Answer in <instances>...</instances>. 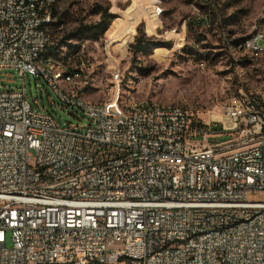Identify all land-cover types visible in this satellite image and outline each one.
Listing matches in <instances>:
<instances>
[{"label":"built area","instance_id":"1","mask_svg":"<svg viewBox=\"0 0 264 264\" xmlns=\"http://www.w3.org/2000/svg\"><path fill=\"white\" fill-rule=\"evenodd\" d=\"M32 3L47 14H33ZM55 5L0 0V69L23 77L22 87L0 90V264H264V96L243 93L206 121L148 102L126 111L118 96L84 105L81 86L61 96L55 73L32 63L42 53L55 65L44 26ZM140 6L156 17L155 0ZM113 39L102 45L108 56ZM242 46L264 58V29L255 25ZM30 73L73 116L80 110L82 125L34 106ZM221 134L229 137L210 142Z\"/></svg>","mask_w":264,"mask_h":264},{"label":"rangeland","instance_id":"2","mask_svg":"<svg viewBox=\"0 0 264 264\" xmlns=\"http://www.w3.org/2000/svg\"><path fill=\"white\" fill-rule=\"evenodd\" d=\"M147 1L56 0L50 32L52 40L60 43L81 25L97 23L104 8L114 15L97 44L89 40L83 47L84 38H73L71 53L63 47L59 56H66L63 62L70 69L82 67L83 73L75 77V86H81L79 95L110 103L118 96V108L140 100L177 105L192 119L205 121L217 117L224 102L243 93L264 96V63L249 58L240 48L255 25L256 29L264 26V0H208L214 6H208L207 0H155L152 21L140 6ZM133 34L134 40L129 41ZM141 34L157 43L152 53L133 52L132 44ZM106 38H115L107 44L109 56L102 50ZM116 64L120 65L119 82ZM22 83L23 77L14 68L0 69V90H15ZM25 86L29 101L35 106L38 99L57 122H84L80 110L73 116L71 108L61 107L42 77L28 74ZM228 137L221 134L209 140Z\"/></svg>","mask_w":264,"mask_h":264},{"label":"bare ground","instance_id":"3","mask_svg":"<svg viewBox=\"0 0 264 264\" xmlns=\"http://www.w3.org/2000/svg\"><path fill=\"white\" fill-rule=\"evenodd\" d=\"M202 1V0H201ZM208 1V0H207ZM32 13L33 14H47V7L41 6V3H32ZM209 14V13H208ZM54 23V16L51 19H44V26H52ZM264 29V26L257 28ZM245 39H251L250 35ZM240 48L245 51V54L248 55L249 58L255 59L257 61H261L264 63V58H258V52H250V49L246 46L240 45ZM55 56V65H48V60H43L42 53H34L32 56L33 66H39L40 74H49L50 72L55 73V85H56V93L61 96H69L72 95V89H76L75 86V77L70 76V68L66 66L63 62V59L59 56ZM79 101H82L84 105L96 104V101L87 100L81 95L78 94ZM130 101V100H129ZM141 102H148V105L153 108H165L166 111L169 112H180L181 106L177 105H169V104H160L155 101L149 100H140L135 102H130L129 105L121 106V108L125 107L126 111H137ZM97 103H105V105H115V102H99ZM116 107L118 108L117 104ZM216 116V115H215ZM98 264H109V262H98Z\"/></svg>","mask_w":264,"mask_h":264},{"label":"trees","instance_id":"4","mask_svg":"<svg viewBox=\"0 0 264 264\" xmlns=\"http://www.w3.org/2000/svg\"><path fill=\"white\" fill-rule=\"evenodd\" d=\"M55 8V7H54ZM54 15V10H53ZM114 18V15L109 12L108 7L102 10L100 20L94 24H83L78 29H76V33L72 35L70 38L66 39L63 43L60 41H53V43L47 47L45 54L47 55H56L61 56L63 47L67 48L66 53L70 54L72 51V47L70 43L73 38H84L92 41H98L101 39L104 32L108 29L110 22ZM189 25V24H188ZM70 42V43H69ZM158 47L155 41L150 40L144 34H141L136 37L135 42L132 44V49L135 54L143 53V54H150L152 53L153 49ZM76 52H78L76 50ZM66 54V55H67ZM64 60H66V56H63ZM69 61V60H67Z\"/></svg>","mask_w":264,"mask_h":264},{"label":"crops","instance_id":"5","mask_svg":"<svg viewBox=\"0 0 264 264\" xmlns=\"http://www.w3.org/2000/svg\"><path fill=\"white\" fill-rule=\"evenodd\" d=\"M134 3H136L135 1L134 2H132V4H134ZM114 35V34H113Z\"/></svg>","mask_w":264,"mask_h":264}]
</instances>
